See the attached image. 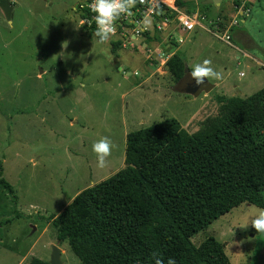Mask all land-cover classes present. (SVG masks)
<instances>
[{
	"label": "rangeland",
	"instance_id": "374dc122",
	"mask_svg": "<svg viewBox=\"0 0 264 264\" xmlns=\"http://www.w3.org/2000/svg\"><path fill=\"white\" fill-rule=\"evenodd\" d=\"M80 1L10 0V22L0 9V178L13 188L9 193L0 187V264L48 260L52 244L61 249V264H82L66 242L56 240L50 215L60 213L82 189L124 167L127 133L169 117L193 133L220 115L222 105L214 96L222 89L192 94L187 73L177 80L166 64L154 59L162 52L172 55L174 34H190L178 50L188 64L185 54L195 60L204 56L203 48H196L203 39L225 53L227 78L237 87L228 85L225 96L244 97L264 87V0H249L243 25L256 46L235 42L238 49L212 34L185 32L176 22L170 35L162 34L150 20L143 23L152 37L145 46L143 34L130 44L112 37L101 43L80 22ZM232 3L228 0L223 22ZM116 41L120 44L114 47ZM103 138L110 153L99 166L92 144ZM261 212L241 203L190 241L198 246L211 236L223 243L231 264H264V234L251 225Z\"/></svg>",
	"mask_w": 264,
	"mask_h": 264
},
{
	"label": "trees",
	"instance_id": "16d2710c",
	"mask_svg": "<svg viewBox=\"0 0 264 264\" xmlns=\"http://www.w3.org/2000/svg\"><path fill=\"white\" fill-rule=\"evenodd\" d=\"M176 5L191 13L196 3ZM142 34L144 43L151 40ZM166 67L184 80L180 55L173 53ZM214 98L220 115L193 133L173 117L127 133L124 167L50 215L56 240L82 264H154V254L162 264L170 258L175 264H231L223 243L209 236L195 246L190 238L241 203L264 209V87L244 97ZM0 187L13 192L3 178ZM30 264L49 263L33 257Z\"/></svg>",
	"mask_w": 264,
	"mask_h": 264
},
{
	"label": "crops",
	"instance_id": "0c3cea01",
	"mask_svg": "<svg viewBox=\"0 0 264 264\" xmlns=\"http://www.w3.org/2000/svg\"><path fill=\"white\" fill-rule=\"evenodd\" d=\"M194 1L196 3V6L193 9V11L191 12V15H195L200 20H199V24L196 25L192 30H194L195 32L199 31L198 35H201L203 37H204V35H202V33L212 34L213 36L217 37L214 32L217 31V30L224 31V29L227 27L229 21L231 20V18L235 14V3H234V0H233V3H232L233 10L229 12V14H228L229 17H228L227 21H224V22H223V20H224L223 17L228 11V9H227L228 0H219L218 4H215V3H205V4H203L202 3L203 0H194ZM248 2H249V0H246L245 4H246V7L249 8V14H250V5H248ZM181 11H183V10H181ZM246 17L243 18V21H241L237 26H233V27H231L229 29V31H228V33L230 34V41L229 42H225V41L222 40L229 47L238 49V47H237L235 42L240 43L241 45L244 46V48H251V47H255L256 46V43L254 42V40L251 37V35L249 34V32L246 31L244 29V27H243V25L245 24ZM225 19H226V17H225ZM173 24H174V22H172L169 25L168 30L162 31L160 33L163 34V32H166L167 35H168V33L170 35V33L173 32V30H174ZM185 32H187V31H185ZM185 34L186 33H182V32H178V33L174 34V36L176 35L174 42L177 43L176 46H175L174 51L178 55H179L178 50L181 47V45L179 46V44H184L186 41H189V39H190V34H188V36H187V34L186 35ZM132 38H133L134 41H137L139 39V36H135V37H132ZM179 39H181V41H179ZM192 43H193V40L191 41V45H192ZM198 43L199 44L196 45L197 46L196 48H200V47L203 48L204 56L200 60L199 59L195 60L194 59V55H190L189 53L185 54V58H188L187 60L190 59V63L189 64L185 62V59L183 60L184 63H185L186 69H187V74L190 76V68L193 65H195V64L202 63L204 60L210 61L209 66L211 68H213L214 71H218L221 74V78L220 79H218V80L217 79H211L212 82L208 81L211 84V89L208 92H205L204 95H207L208 93L212 92L214 89H217V88L222 89V94H220V95H226L223 92H228L229 91L228 90L229 89L228 85H230L233 89L237 88L236 86H233L232 84H230L231 82L227 78V75L229 74L230 69H228V62H227L228 58L223 55L225 53H223L221 50L216 49L206 39H203V41L198 42ZM142 44H143V46L146 45V43H144V42H142ZM173 52L171 51L170 54H173ZM160 55H157V56H160ZM162 55H163V59H164L163 62H159L155 58L158 61L160 66L161 65H165L166 61L168 59V57H167L168 54H165V53L162 52ZM243 55L246 58H249V59L253 60L254 62H256V64L262 63L260 57L254 55V54L250 55V54H248V52H244ZM181 58H182V56H181ZM240 62L241 61L238 60L237 64H239ZM127 74H129V72H127ZM205 79L207 80V78H205ZM201 93L202 92H200L199 94H201ZM195 115H196V112L193 113L192 115H190L188 117V119L189 118H193Z\"/></svg>",
	"mask_w": 264,
	"mask_h": 264
},
{
	"label": "built area",
	"instance_id": "2783aa9c",
	"mask_svg": "<svg viewBox=\"0 0 264 264\" xmlns=\"http://www.w3.org/2000/svg\"><path fill=\"white\" fill-rule=\"evenodd\" d=\"M246 0H239L235 4V14L229 21L224 31H215V35L225 41H230L229 29L233 26H237L243 18L248 16L249 8L246 7ZM95 0H81L78 4L79 9L82 12V18L80 22L88 27L95 24V13L91 11L94 6ZM166 9H170L173 13V17L163 15ZM156 18V15H159ZM145 20H150L153 23V29L157 32L168 30L169 25L172 22H176L179 28L183 31H191L196 25L199 24V18L195 15H191L181 11L176 5V0H136L135 6L130 9L128 14L122 15L118 20L114 22V32L110 36L112 38H119L125 43L130 44L133 40L132 37L140 36L143 32H150L151 28L143 25ZM181 41V39H179ZM154 57V56H153ZM155 59V58H154ZM159 62H163V55L156 57Z\"/></svg>",
	"mask_w": 264,
	"mask_h": 264
},
{
	"label": "clouds",
	"instance_id": "9594fccd",
	"mask_svg": "<svg viewBox=\"0 0 264 264\" xmlns=\"http://www.w3.org/2000/svg\"><path fill=\"white\" fill-rule=\"evenodd\" d=\"M135 3L136 0H95L91 11L95 13L96 29L93 34L98 42L103 43L109 39L115 30L114 22L122 15L128 14ZM209 64L210 61L204 60L202 63L195 64L190 68V76L197 85L203 84L204 78H207V81L221 78V74L214 71ZM92 151L96 154L98 165L102 166L105 158L110 153V143L106 138L95 141L92 144ZM251 225L257 233L264 234V212L252 219ZM154 264H162L160 259L155 258V254ZM168 264H175V261L170 258Z\"/></svg>",
	"mask_w": 264,
	"mask_h": 264
},
{
	"label": "water",
	"instance_id": "95a60500",
	"mask_svg": "<svg viewBox=\"0 0 264 264\" xmlns=\"http://www.w3.org/2000/svg\"><path fill=\"white\" fill-rule=\"evenodd\" d=\"M219 0H203L202 3H215L218 4ZM0 9L4 15V18L7 22L11 21V14L13 9V4L10 0H0ZM121 69V68H119ZM211 89V84L204 78V83L201 85H197L195 82L193 86L189 89V92L192 94H196L201 90L209 91ZM49 264H61V249L56 245H51L50 256L48 259Z\"/></svg>",
	"mask_w": 264,
	"mask_h": 264
},
{
	"label": "flooded vegetation",
	"instance_id": "af4514ba",
	"mask_svg": "<svg viewBox=\"0 0 264 264\" xmlns=\"http://www.w3.org/2000/svg\"><path fill=\"white\" fill-rule=\"evenodd\" d=\"M194 84V83H193Z\"/></svg>",
	"mask_w": 264,
	"mask_h": 264
}]
</instances>
